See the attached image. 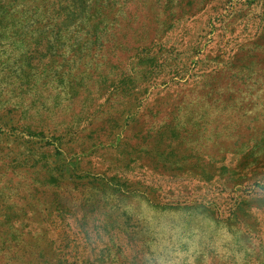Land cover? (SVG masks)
Instances as JSON below:
<instances>
[{
  "label": "rangeland",
  "instance_id": "1",
  "mask_svg": "<svg viewBox=\"0 0 264 264\" xmlns=\"http://www.w3.org/2000/svg\"><path fill=\"white\" fill-rule=\"evenodd\" d=\"M196 69L215 147L69 173L108 95ZM0 264H264V0H0Z\"/></svg>",
  "mask_w": 264,
  "mask_h": 264
},
{
  "label": "crops",
  "instance_id": "2",
  "mask_svg": "<svg viewBox=\"0 0 264 264\" xmlns=\"http://www.w3.org/2000/svg\"><path fill=\"white\" fill-rule=\"evenodd\" d=\"M183 8L191 10V6ZM183 57L186 61L182 69H192L193 58L187 51L183 52ZM199 71L196 69L194 76L189 77L191 71L180 83L168 80L158 84L152 83L150 78L131 81L125 89L108 95L92 114L100 124H105L111 135L83 149L74 147L61 152L69 159V173L77 176L95 170L99 176H109L110 165L121 167L128 152L169 169H184L191 158L202 155L203 149L215 147L210 134L214 133L219 99L201 91L203 78ZM85 111L71 116L89 114ZM109 119L121 124L111 127ZM76 139L74 134L69 135L61 144L70 145ZM56 148L58 156V146ZM209 155L218 160V154Z\"/></svg>",
  "mask_w": 264,
  "mask_h": 264
}]
</instances>
